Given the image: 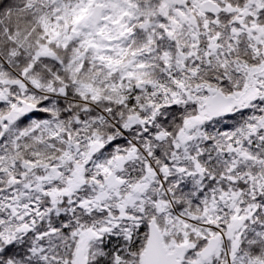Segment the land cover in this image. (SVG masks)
<instances>
[{
	"label": "snow or ice",
	"instance_id": "1",
	"mask_svg": "<svg viewBox=\"0 0 264 264\" xmlns=\"http://www.w3.org/2000/svg\"><path fill=\"white\" fill-rule=\"evenodd\" d=\"M0 264H264V0H0Z\"/></svg>",
	"mask_w": 264,
	"mask_h": 264
}]
</instances>
